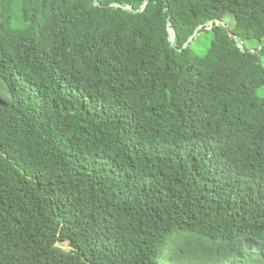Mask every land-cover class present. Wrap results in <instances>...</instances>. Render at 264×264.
<instances>
[{
  "label": "trees",
  "instance_id": "16d2710c",
  "mask_svg": "<svg viewBox=\"0 0 264 264\" xmlns=\"http://www.w3.org/2000/svg\"><path fill=\"white\" fill-rule=\"evenodd\" d=\"M98 2L0 0V264H264V0Z\"/></svg>",
  "mask_w": 264,
  "mask_h": 264
},
{
  "label": "water",
  "instance_id": "95a60500",
  "mask_svg": "<svg viewBox=\"0 0 264 264\" xmlns=\"http://www.w3.org/2000/svg\"><path fill=\"white\" fill-rule=\"evenodd\" d=\"M145 3H146V0H142L140 6L138 9H134L132 8L131 6H124L118 2H112L110 5L112 6H117V7H121L123 9H125L127 12H130V13H137V12H141L145 6ZM92 5L93 6H101L100 3L98 2V0H92ZM213 24H221L222 26H224V28H226L229 32V34L233 37L234 41H235V45L236 47L239 48V50L241 52H245L246 49H244L237 41H236V36L234 33L231 32V29L228 25V23L224 20H218V19H208L206 20L204 23H200L198 24L193 33L190 34L187 39L185 40V42L182 44L181 47H177L173 41V34H172V31L170 29V21L169 19L166 20V30L168 31L169 35H168V40L170 42V46L175 50V51H178L180 52L183 48L187 47L188 44L192 41V39L199 33V31L203 28L205 29H210V27L213 25ZM260 48V46H259ZM250 52L252 53H256L257 50L255 49H250L249 50Z\"/></svg>",
  "mask_w": 264,
  "mask_h": 264
},
{
  "label": "rangeland",
  "instance_id": "374dc122",
  "mask_svg": "<svg viewBox=\"0 0 264 264\" xmlns=\"http://www.w3.org/2000/svg\"><path fill=\"white\" fill-rule=\"evenodd\" d=\"M226 20L229 24H232L231 16L227 15ZM210 39V34L201 33L193 42V47L196 49H200L202 52L207 47ZM259 92H264V86L259 89ZM65 237V229L61 228L59 231H56L52 234V240L57 239V244L60 246L58 248V254L64 255L68 249L67 243L63 240Z\"/></svg>",
  "mask_w": 264,
  "mask_h": 264
}]
</instances>
